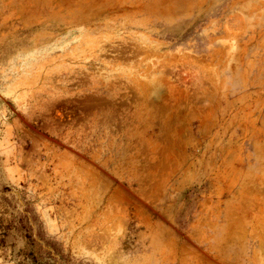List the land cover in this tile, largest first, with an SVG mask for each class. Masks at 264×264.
<instances>
[{
	"label": "rangeland",
	"instance_id": "obj_1",
	"mask_svg": "<svg viewBox=\"0 0 264 264\" xmlns=\"http://www.w3.org/2000/svg\"><path fill=\"white\" fill-rule=\"evenodd\" d=\"M0 264H264V0H0Z\"/></svg>",
	"mask_w": 264,
	"mask_h": 264
}]
</instances>
